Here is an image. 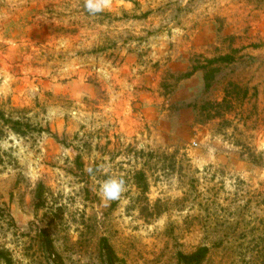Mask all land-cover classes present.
<instances>
[{"label":"rangeland","instance_id":"obj_1","mask_svg":"<svg viewBox=\"0 0 264 264\" xmlns=\"http://www.w3.org/2000/svg\"><path fill=\"white\" fill-rule=\"evenodd\" d=\"M97 2L0 0V264H264V0Z\"/></svg>","mask_w":264,"mask_h":264},{"label":"clouds","instance_id":"obj_2","mask_svg":"<svg viewBox=\"0 0 264 264\" xmlns=\"http://www.w3.org/2000/svg\"><path fill=\"white\" fill-rule=\"evenodd\" d=\"M85 8L90 13H96L101 10V4L97 0H86ZM91 171V170H89ZM124 180L118 177H109L99 188L102 199L108 201L118 200L124 191Z\"/></svg>","mask_w":264,"mask_h":264},{"label":"trees","instance_id":"obj_3","mask_svg":"<svg viewBox=\"0 0 264 264\" xmlns=\"http://www.w3.org/2000/svg\"><path fill=\"white\" fill-rule=\"evenodd\" d=\"M221 60H224V61L231 60V56L230 55L223 56V57H221ZM212 62H214V61L212 60ZM231 103H232L231 97L227 93V96L223 99V101L217 103L216 106L222 108L223 105L227 106V105H230ZM17 123L18 122H16V124ZM48 243L50 244L49 239H48ZM103 248L106 249V255H107V259H108L109 263L114 264V253H113L110 245L108 244V240L106 238L103 239ZM207 253H208V247L204 246V247L199 248L195 253H193L189 256H184L181 254V257L185 260H188V262L189 261L190 262H199V261L203 260V258L207 255ZM1 254H3V253L0 251V255Z\"/></svg>","mask_w":264,"mask_h":264}]
</instances>
